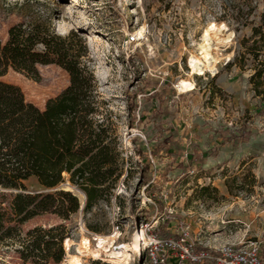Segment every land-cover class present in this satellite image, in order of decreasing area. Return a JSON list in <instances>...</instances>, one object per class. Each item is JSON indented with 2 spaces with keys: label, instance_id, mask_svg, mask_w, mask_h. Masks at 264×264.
<instances>
[{
  "label": "rangeland",
  "instance_id": "obj_1",
  "mask_svg": "<svg viewBox=\"0 0 264 264\" xmlns=\"http://www.w3.org/2000/svg\"><path fill=\"white\" fill-rule=\"evenodd\" d=\"M263 10L264 0H0L3 42L10 26L33 22L34 36L62 42L96 85L123 172L108 198L89 210L82 209L84 193L62 183L81 204L68 219L52 212L55 188L35 177L25 189L0 188V264H152L142 251L146 222L155 224L147 234L161 240H178L187 226L197 252L256 243L264 263V103L249 82L253 60L239 57ZM211 22L227 29L213 45L215 69L193 74L191 56L200 53ZM38 70L35 80L9 68L2 80L44 108L69 85V74L56 64ZM180 79L193 89L180 91ZM15 193L42 211L18 222ZM60 225L75 243L84 235L94 245L96 236L117 233L111 249L130 240L139 249L117 258L81 256L63 242L61 253L56 244L46 250L45 232ZM177 254L168 251L163 264H210Z\"/></svg>",
  "mask_w": 264,
  "mask_h": 264
},
{
  "label": "trees",
  "instance_id": "obj_2",
  "mask_svg": "<svg viewBox=\"0 0 264 264\" xmlns=\"http://www.w3.org/2000/svg\"><path fill=\"white\" fill-rule=\"evenodd\" d=\"M33 27V22H18L8 28L6 41L0 36V188L25 189L30 177L48 188L68 182L84 193L82 209L89 210L108 198L123 173L117 135L96 85L81 74L65 45L51 38L38 40ZM243 44L240 61L246 55L253 60L249 82L264 103V10ZM48 64L64 69L69 85L44 108L27 102L19 86L2 80L9 68L37 80L38 65ZM147 179L144 175L143 181ZM54 193L50 207L61 218L68 219L81 207L73 190ZM11 207L18 222L42 211L23 202L19 193L13 195ZM65 234L61 225L47 230L45 249L56 244L61 253ZM54 260L60 261L61 255Z\"/></svg>",
  "mask_w": 264,
  "mask_h": 264
},
{
  "label": "built area",
  "instance_id": "obj_3",
  "mask_svg": "<svg viewBox=\"0 0 264 264\" xmlns=\"http://www.w3.org/2000/svg\"><path fill=\"white\" fill-rule=\"evenodd\" d=\"M154 223H144L140 231H144L146 243L142 251H147L152 264H163L167 259V252H178L179 259H187L193 263H201L206 259L210 264H264L256 243L224 244L214 252L195 251L193 243L189 242L188 227L185 226L178 240H161L147 231L154 227ZM123 243L113 246L114 250L123 249Z\"/></svg>",
  "mask_w": 264,
  "mask_h": 264
},
{
  "label": "bare ground",
  "instance_id": "obj_4",
  "mask_svg": "<svg viewBox=\"0 0 264 264\" xmlns=\"http://www.w3.org/2000/svg\"><path fill=\"white\" fill-rule=\"evenodd\" d=\"M226 25L224 23H209L203 32L202 43L200 44V53L191 56L190 67L193 74H203L205 71H214L215 65L217 63V55L213 49V45L216 43L217 35L219 32L226 31ZM139 37L142 36V30L137 32ZM177 87L182 92H188L193 89V83L187 79H180L178 81ZM63 188V187H62ZM64 189L71 190L69 187H64ZM143 231V230H142ZM144 232V231H143ZM145 234V233H144ZM118 236L117 233L108 236H96V244L92 245L91 240L82 235L78 242H74L71 238H66L64 240L63 246L66 251L75 245L78 253L81 256H96L100 252L107 253L112 258H117L126 255L127 252L139 249V243L136 241H128L123 244V249L114 250L111 249V243L114 242L115 238ZM144 245L146 243V237H143ZM110 248L108 251L105 248Z\"/></svg>",
  "mask_w": 264,
  "mask_h": 264
},
{
  "label": "water",
  "instance_id": "obj_5",
  "mask_svg": "<svg viewBox=\"0 0 264 264\" xmlns=\"http://www.w3.org/2000/svg\"><path fill=\"white\" fill-rule=\"evenodd\" d=\"M59 189H62V186L61 185L55 187V190H59Z\"/></svg>",
  "mask_w": 264,
  "mask_h": 264
}]
</instances>
